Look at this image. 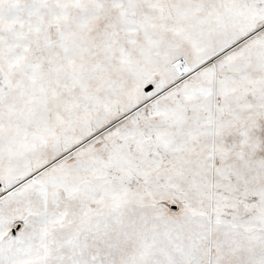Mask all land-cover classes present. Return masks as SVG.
Instances as JSON below:
<instances>
[{
	"label": "snow or ice",
	"instance_id": "obj_1",
	"mask_svg": "<svg viewBox=\"0 0 264 264\" xmlns=\"http://www.w3.org/2000/svg\"><path fill=\"white\" fill-rule=\"evenodd\" d=\"M0 264H264V0H0Z\"/></svg>",
	"mask_w": 264,
	"mask_h": 264
}]
</instances>
